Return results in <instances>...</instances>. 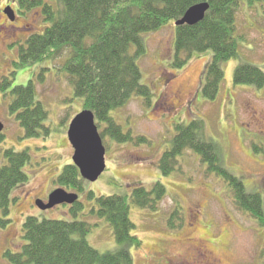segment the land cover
I'll return each mask as SVG.
<instances>
[{
  "label": "rangeland",
  "instance_id": "rangeland-1",
  "mask_svg": "<svg viewBox=\"0 0 264 264\" xmlns=\"http://www.w3.org/2000/svg\"><path fill=\"white\" fill-rule=\"evenodd\" d=\"M8 5L16 10L14 25L4 13ZM49 24L40 7L28 10L17 0H0V79L11 78L12 90L34 78L37 99L48 111L45 125L50 129L47 136L25 137L9 110L12 99L0 90V120L5 126L0 166L6 163L7 149L27 150L30 155L25 167L29 180L13 191L8 215L11 222L0 227V264H10L4 255L6 250L20 251L25 243L23 222L29 215L87 221L92 225L89 243L101 252L115 250L118 243L113 228L91 213L96 202L90 192L96 196H130L135 186L150 189L158 180L165 185L167 196L157 211L131 206V218L136 224L133 233L142 240L140 248H130L134 264H194L202 250L218 264H264V228L251 214L235 206L226 182L209 173L198 154L185 151L178 158L177 170L170 175H163L159 167L176 134L175 125L203 119L207 137L219 144L230 170L264 199V87L234 83V71L241 62L264 69V2L245 1L241 5L237 15L239 56L224 63V81L214 100L203 96L201 85L211 52L195 53L183 67L174 70L176 23L171 21L144 34L147 51L140 56L139 64L143 82L152 89V101L148 104L135 96L112 111L123 130L131 131L133 140L117 142L102 133L106 123H97L107 149V166L97 180H85L84 191L79 193L84 210L77 218L70 204L48 210L36 205V200L47 201L54 189L62 187L56 178L66 164L73 163L68 130L76 115L85 109L68 74L58 68L68 52L64 50L61 58L29 65L13 74L19 46L30 34L43 32ZM176 208L180 218L175 223L181 226L171 228L169 216Z\"/></svg>",
  "mask_w": 264,
  "mask_h": 264
},
{
  "label": "trees",
  "instance_id": "trees-1",
  "mask_svg": "<svg viewBox=\"0 0 264 264\" xmlns=\"http://www.w3.org/2000/svg\"><path fill=\"white\" fill-rule=\"evenodd\" d=\"M22 8L42 9L47 25L43 32L30 34L19 46L15 70L35 63L54 61L68 54L58 68L68 74L75 95L82 97L84 108L95 114L96 122L106 123L102 132L117 142L133 140L131 131L125 132L112 116V111L135 96L148 104L152 89L143 82L139 58L147 50L144 34L157 31L167 23H175L194 4L208 2L210 8L203 20L194 25H175V60L173 69L183 67L195 53H209L202 79V93L214 100L223 84L224 63L239 56L241 36L237 33V15L245 1L263 3L264 0H17ZM11 78L0 79V90L10 97L9 110L24 130L25 137L47 136L45 125L48 111L37 99L34 78L27 85H17L12 90ZM234 83L264 87V69L249 62H241L234 71ZM201 87V86H200ZM203 119L177 123L171 147L167 149L159 167L163 175L177 170L179 156L190 150L207 164V171L226 182L232 192L235 206L251 214L264 228V199L260 192L247 188L242 178L230 170L217 142L207 137ZM101 133V135H102ZM139 139L146 140L140 136ZM4 134L0 133V142ZM6 163L0 166V227L11 222L8 217L13 191L28 182L25 170L30 155L27 150L4 151ZM85 180L74 163L66 164L56 183L78 193L84 191ZM96 207L91 213L106 220L113 228L118 247L101 252L88 241L92 225L84 220L40 219L27 216L23 222L25 243L20 251L6 250L10 264H134L130 248H140L142 240L133 231L136 224L131 218V206L157 211L167 196L165 185L156 181L150 189L135 186L130 196L100 195L90 192ZM72 215L84 210L80 201L70 206ZM176 208L169 216V226L179 217Z\"/></svg>",
  "mask_w": 264,
  "mask_h": 264
},
{
  "label": "water",
  "instance_id": "water-1",
  "mask_svg": "<svg viewBox=\"0 0 264 264\" xmlns=\"http://www.w3.org/2000/svg\"><path fill=\"white\" fill-rule=\"evenodd\" d=\"M210 8L208 2H200L192 5L176 24L194 25L203 20ZM4 13L11 19H15V11L11 6L4 9ZM4 124L0 120V133ZM68 138L74 148L73 162L79 168L83 179L97 180L106 169V147L96 124L95 114L90 109H84L72 120ZM79 200L77 192H69L63 187L54 189L47 202L42 199L36 201L41 210H48L60 204H74Z\"/></svg>",
  "mask_w": 264,
  "mask_h": 264
},
{
  "label": "flooded vegetation",
  "instance_id": "flooded-vegetation-1",
  "mask_svg": "<svg viewBox=\"0 0 264 264\" xmlns=\"http://www.w3.org/2000/svg\"><path fill=\"white\" fill-rule=\"evenodd\" d=\"M15 13H16V10H15ZM15 21H16V19H14L13 21H11L13 23V25H14V22ZM198 263L199 264H218V261L215 258H213L207 251L202 250L200 252V255L197 256L195 258V261H194V264H198Z\"/></svg>",
  "mask_w": 264,
  "mask_h": 264
}]
</instances>
